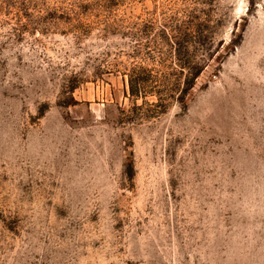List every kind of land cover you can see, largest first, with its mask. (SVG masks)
I'll return each instance as SVG.
<instances>
[{"label":"rangeland","instance_id":"1","mask_svg":"<svg viewBox=\"0 0 264 264\" xmlns=\"http://www.w3.org/2000/svg\"><path fill=\"white\" fill-rule=\"evenodd\" d=\"M0 264H264V0H0Z\"/></svg>","mask_w":264,"mask_h":264},{"label":"trees","instance_id":"2","mask_svg":"<svg viewBox=\"0 0 264 264\" xmlns=\"http://www.w3.org/2000/svg\"><path fill=\"white\" fill-rule=\"evenodd\" d=\"M188 69L189 71L183 77V81L179 90V95L177 97V101L179 100L182 103L184 102L185 97L188 95L189 91L194 87L195 81L200 76L202 71L200 67H191V65L188 67ZM139 75L141 74L134 75V77L133 75H131L128 79L129 95L134 98H137L140 95L142 97H145L149 94V92L151 93V91L147 89L149 87H147L146 85V77ZM143 75H145V73ZM156 92L152 94H156ZM158 100L161 101L160 97L158 98Z\"/></svg>","mask_w":264,"mask_h":264}]
</instances>
